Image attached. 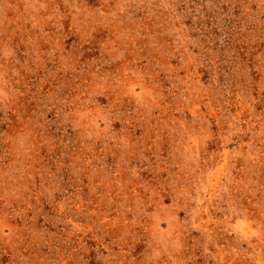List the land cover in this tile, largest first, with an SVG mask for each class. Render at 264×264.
Wrapping results in <instances>:
<instances>
[{
    "label": "rangeland",
    "instance_id": "374dc122",
    "mask_svg": "<svg viewBox=\"0 0 264 264\" xmlns=\"http://www.w3.org/2000/svg\"><path fill=\"white\" fill-rule=\"evenodd\" d=\"M0 264H264V0H0Z\"/></svg>",
    "mask_w": 264,
    "mask_h": 264
}]
</instances>
